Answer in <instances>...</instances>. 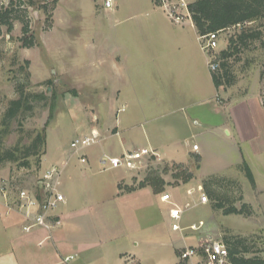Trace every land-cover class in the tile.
I'll use <instances>...</instances> for the list:
<instances>
[{
  "label": "rangeland",
  "instance_id": "1",
  "mask_svg": "<svg viewBox=\"0 0 264 264\" xmlns=\"http://www.w3.org/2000/svg\"><path fill=\"white\" fill-rule=\"evenodd\" d=\"M103 1L41 0L35 7H26L29 21L28 35L23 36L21 23L18 20L13 21L11 31H7L5 27L1 28L0 116L9 100L16 98L21 90L38 94V97L31 101L32 109L20 118L23 132L14 128L5 138V145L7 147L13 145L20 137L22 142L26 143L31 131L46 126V145L43 155L32 157L31 161L34 163L35 159L40 158V164L43 167L50 162L55 150H63L65 153L62 161L58 163V159L52 160L48 167L60 168L65 162L63 160H66L62 175L64 173L69 175L80 166L78 161L80 156L93 160L92 158L98 155H118L124 148L119 143L122 137L127 140L126 146L130 148L133 143L137 146L148 145L150 142H147L149 138L146 129L154 133L152 134L154 137L158 134L160 127L173 123L170 126L174 131L173 139L190 134V131L184 128V122H187L185 112L165 113L170 108L172 88L171 84L167 83V79H161V69L157 68V61L161 55L165 54V50L169 48L170 54V49H174L171 42H167L168 37L171 36L167 35L168 31H164L165 28L171 27L170 24L185 27V30L189 31L188 36L192 37L189 26L192 21L184 5L187 6L194 0H159L160 5H155V0H113L111 9L103 8ZM6 2V0H0V3L6 4ZM22 8L25 6L21 7L23 11ZM170 10L180 15L182 21L174 22L169 17ZM262 24L264 25V18L219 32L217 47L209 53L216 57L221 49L226 48L230 36H234L247 27L254 28ZM30 32L33 33V40L36 43L26 47L22 40L23 38L31 39ZM112 57L114 59L117 57L121 62L112 61ZM116 66L121 72H126V78L129 77L132 80L131 86L138 94L136 99L128 90L115 100L117 108L126 103L125 109L119 110L118 115L121 119L131 117L132 121L138 123V127L117 136H108L114 132L113 128L111 130L107 125L111 123L112 117L97 110L94 101L99 94V86L113 85L111 82L115 80L118 71ZM206 68L209 70L208 67ZM235 69L237 81L225 91L220 89V92H224L220 100L227 101L229 98L237 99L242 96L256 95L264 104V39L260 43L251 45L248 51L241 55L236 61ZM160 84L163 87H160ZM208 86L209 93L206 91L205 81V92L210 95L211 105L215 101V93L210 81ZM125 97L127 98L124 99ZM91 129H96L99 133V142L81 149L78 153L74 152L76 157L70 158L69 153L73 152L70 143L75 138L88 134ZM231 144L233 143L227 135L224 138L221 137L218 144H213L209 153V165L215 167L217 159L223 162L229 161L232 158ZM150 156L151 160L147 167L135 174L134 178L137 181L141 180L148 171L157 170L163 174L164 168H167L169 171L165 179L174 184L177 181L168 176L170 172L177 173L187 166L186 161L169 163L155 158L152 154ZM174 157L183 159L180 154H175ZM255 158V161H253L254 157L252 158L251 163L259 187H262L264 186V154ZM190 159L192 164H197L194 157ZM195 165L191 166L192 171ZM37 168L19 169L15 163L5 162L0 165V178L14 176L18 181L17 185L30 187L33 186ZM224 173L229 176L217 177L219 180L217 185L209 184L207 188L202 186L209 197L208 203L183 213L179 225L184 228L172 230V221L167 219L161 225L160 233L157 232L155 235L148 230L142 238H163L166 243L162 248L160 247L165 251L162 256L177 264L179 259L171 245L172 240H177L180 232L191 236L210 226L214 238L223 239L225 235L253 238L254 243H250L251 254L254 252L256 255L264 256V204L262 206L260 204V199L264 203V193L256 194V190L238 166L229 168ZM204 181V179L201 180L202 183ZM195 183L196 181L191 184V187H194ZM193 191L195 189L189 194L186 186L182 190L175 189L172 191L173 201L179 206L187 201L192 202L197 199V193ZM251 201L254 202L253 208L250 203H247ZM243 203L248 204L249 209L251 208L250 215L223 214L224 208H239ZM217 204L222 205V208H218ZM246 212L248 213L247 208ZM190 223L197 224L198 231L185 227ZM12 229L15 230L13 232H17L15 228ZM8 230L10 231V229H3L0 225V264L13 262L9 254L6 258L1 257L6 255L11 247L9 238L3 234L4 231L8 234ZM144 230L146 228L142 227L139 231ZM187 241H192V238H187Z\"/></svg>",
  "mask_w": 264,
  "mask_h": 264
},
{
  "label": "crops",
  "instance_id": "2",
  "mask_svg": "<svg viewBox=\"0 0 264 264\" xmlns=\"http://www.w3.org/2000/svg\"><path fill=\"white\" fill-rule=\"evenodd\" d=\"M170 25L164 31H168L167 35L171 36L167 42H171L174 49H170V54L169 48L165 50V54L157 61V68L161 69V79H167L172 88L170 108L165 113L185 112L187 122H184V128L190 134L173 139L174 131L170 127L173 123L160 127L154 137V133L146 129L149 138L147 142H150L148 145L137 146L131 142L133 144L130 148L126 146L127 140L122 137L119 143L124 148L119 154L125 150L146 149L155 158L169 163L186 161L192 178L187 183L178 184H172L165 179L167 183L161 193H155L149 186L127 191L128 187L136 185L133 182L136 173L126 168L104 169L100 162L103 155H98L93 160L86 157L84 163L78 159L80 166L73 173L61 175L59 190L64 195V202L54 211V226L51 229L37 227L30 232H23L19 217L15 214L6 215L3 206H0V225L5 230L10 229L8 234L5 231L3 234L9 238L11 244L8 253L1 257L6 258L9 254L13 258L11 264H122V257L125 255H132L137 264H175L171 259L162 256L165 251L161 248L166 243L163 238H142L148 230L155 235L160 233L163 222L167 219L171 221L168 215L169 206L161 200L163 193H169L172 198L173 190H182L185 186L186 191L193 190L207 176H229L224 171L243 161L253 175V189L256 194L264 193V186L259 187L251 163L253 157L255 161V157L264 154V104L256 95L221 101V94L225 90L220 92L222 88L214 87L210 69L206 70L207 56L200 49L199 36L193 23L189 24L192 37L188 36L189 31L185 27ZM111 60L121 62L117 57H112ZM116 68L118 69L117 66ZM125 74V71L118 69L115 80L111 82L113 85L99 86V94L94 101L97 110L112 117L111 123L107 125L114 132L108 136H117L138 127V123L132 121L131 117L121 119L118 115L119 110L125 109L126 103L120 105V108L115 105V100L128 90L136 99L138 96L131 86L132 80L126 78ZM205 81L207 93L209 81L215 93V101L211 105L210 95L205 92ZM159 86L163 87L162 84ZM226 135L233 143L230 154L232 158L224 162L217 159L215 167H212L209 165L210 150L213 144H218L221 137ZM193 144L198 146L196 151L192 149ZM64 153L63 150H55L50 162L43 167L39 164L36 175L47 169L52 160L58 159L60 163ZM69 154L70 158L76 157L74 152ZM175 154H180L183 159H176ZM195 156L199 157L196 165L190 159ZM192 165H195L194 171ZM194 181L197 184L191 187ZM261 201L260 199L262 206L264 203ZM247 203L254 207V202ZM142 227L146 230L139 231ZM12 228L17 232H13L15 230ZM198 229L197 226L196 231ZM211 230L209 226L191 236L180 232L171 245L178 254L185 246H197L206 238H214ZM187 238H192V241L188 242ZM71 255L72 259L63 261L64 257Z\"/></svg>",
  "mask_w": 264,
  "mask_h": 264
},
{
  "label": "trees",
  "instance_id": "3",
  "mask_svg": "<svg viewBox=\"0 0 264 264\" xmlns=\"http://www.w3.org/2000/svg\"><path fill=\"white\" fill-rule=\"evenodd\" d=\"M6 4L0 3V34L2 27L7 31H11L13 21L18 20L21 23V31L23 36L29 34V21L26 15V7H35L41 0H6ZM25 6L23 11L22 5ZM155 5H160L159 0H155ZM39 7V6H38ZM187 11L194 25L196 34L201 37L211 32H221L234 26H242L252 20L264 18V0H194L187 4ZM31 39L23 38V45L31 47L35 45L33 33L30 32ZM264 39V25L258 27L242 29L234 36H230L227 46L221 49L214 61L218 64L215 70H210L211 79L216 89H224L233 86L237 81V72L235 69L236 61L243 53L248 51L249 47L255 43H260ZM28 64V62H26ZM38 94L27 93L24 90L19 95L9 100L7 107L0 116V165L5 162L15 163L17 168L30 169L38 167L40 158L35 159L32 163V157L43 155L45 147V128L43 126L39 130H33L28 135L26 143L22 142L20 137L17 141L7 147L5 138L13 129L23 132L24 128L21 124V116L32 109L31 101L38 97ZM195 161H199V157L195 156ZM181 166V165H179ZM178 166V167H179ZM241 171L254 187L253 175L248 165L243 161L238 165ZM168 169L164 168L163 174L168 173ZM159 171H148L141 180L133 178L135 186L128 187L127 191H132L137 187L149 186L155 193L164 192V186L167 183L164 175ZM170 178L175 179L174 184L187 183L192 178V173L186 166L177 173L173 171L169 174ZM202 186L217 185L219 180L217 176H207ZM137 181V182H136ZM206 184V185H205ZM204 188V187H203ZM211 197V194H210ZM248 204L243 203L238 207H229L223 209V214H245L250 215ZM218 208L222 205L217 204ZM248 209V213L246 212ZM245 211V212H244ZM229 251V257L232 264H264V256L251 254L250 243H254L253 238H246L238 235H225L223 237Z\"/></svg>",
  "mask_w": 264,
  "mask_h": 264
},
{
  "label": "built area",
  "instance_id": "4",
  "mask_svg": "<svg viewBox=\"0 0 264 264\" xmlns=\"http://www.w3.org/2000/svg\"><path fill=\"white\" fill-rule=\"evenodd\" d=\"M113 0H104L103 8L111 9ZM187 11V6L184 5ZM169 17L176 23L182 21V17L172 10L168 11ZM219 32H211L205 36L198 37L200 49L207 55V66L210 70H215L218 64L214 61L212 53L217 47ZM99 133L96 129L83 136L75 138L70 146L73 152L78 153L81 149L99 142ZM196 144L192 145L193 150H197ZM151 160L150 152L146 149L125 150L119 155H104L100 162L103 168H126L133 173H139L147 167ZM80 162H86L84 156L79 157ZM66 161L58 168L51 166L38 175H35L33 186L17 185L18 181L14 176L0 178V205L4 207L5 214L15 213L21 220V230L30 232L34 228L40 227L51 229L54 226V211L64 202V195L59 190L60 179ZM189 194L192 190L187 191ZM197 199L192 202L187 201L182 206L175 203L169 193H163L161 200L169 205L168 215L172 221V230H181L179 225L183 213L198 205L208 203V195L203 191L202 185H197L195 191ZM197 224L190 223L187 228L197 229ZM179 259L177 264H232L226 243L221 238H206L197 246H185L177 254ZM73 256H66L63 261L72 259ZM122 264H137L132 255L122 257Z\"/></svg>",
  "mask_w": 264,
  "mask_h": 264
}]
</instances>
